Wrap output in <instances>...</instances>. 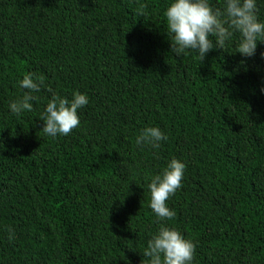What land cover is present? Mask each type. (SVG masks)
I'll return each instance as SVG.
<instances>
[{"label":"trees","instance_id":"trees-1","mask_svg":"<svg viewBox=\"0 0 264 264\" xmlns=\"http://www.w3.org/2000/svg\"><path fill=\"white\" fill-rule=\"evenodd\" d=\"M169 3L0 0V264H148L159 223L193 242L192 264H264V43L176 56ZM29 73L32 110L12 115ZM74 91L79 126L47 136V102ZM148 126L159 148L136 145ZM173 158L175 215L157 221L146 185Z\"/></svg>","mask_w":264,"mask_h":264},{"label":"clouds","instance_id":"clouds-1","mask_svg":"<svg viewBox=\"0 0 264 264\" xmlns=\"http://www.w3.org/2000/svg\"><path fill=\"white\" fill-rule=\"evenodd\" d=\"M257 0H224L223 6L215 7L209 0H170L164 16L170 37V50L176 56L186 51L195 52L202 61L214 49H224L235 36L236 53L244 57L256 54L258 43H264V20L258 18ZM212 37L213 39H210ZM264 58V53H261ZM20 89L26 90L22 97L12 100L8 110L19 116L31 111L33 92L40 88V78L33 79L31 73L17 81ZM264 94V87L260 88ZM86 94L74 91L71 99L53 94L47 102L40 120L42 131L50 137L68 135L79 126L78 110L88 104ZM167 135L157 126H148L139 132L137 146L156 149ZM185 164L175 158L147 183L148 206L157 221L171 220L175 212L166 201L180 187ZM195 245L175 228L159 223L157 230L147 241L143 256L148 264H192Z\"/></svg>","mask_w":264,"mask_h":264}]
</instances>
